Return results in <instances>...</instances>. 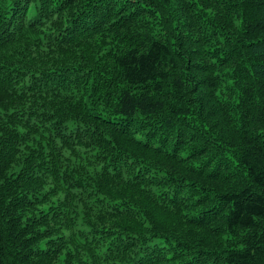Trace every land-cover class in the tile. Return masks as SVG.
<instances>
[{
    "label": "trees",
    "instance_id": "trees-1",
    "mask_svg": "<svg viewBox=\"0 0 264 264\" xmlns=\"http://www.w3.org/2000/svg\"><path fill=\"white\" fill-rule=\"evenodd\" d=\"M0 264H264V0H0Z\"/></svg>",
    "mask_w": 264,
    "mask_h": 264
}]
</instances>
